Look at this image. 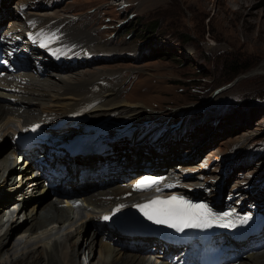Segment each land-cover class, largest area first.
<instances>
[{"label": "bare ground", "instance_id": "obj_1", "mask_svg": "<svg viewBox=\"0 0 264 264\" xmlns=\"http://www.w3.org/2000/svg\"><path fill=\"white\" fill-rule=\"evenodd\" d=\"M10 1L1 0L0 28L5 24L9 25L10 29L19 27L16 23L19 19L15 20ZM18 1L19 5L26 6L25 9L20 7L18 12L20 19L26 24V29L13 35H7L5 31L2 41L7 50L25 64L26 71L23 76L28 81H19L20 78L16 76L5 84L0 79V139H3L0 140V143H3L0 144V209L7 206L0 214V264H83L81 253L84 250L89 251V264H158L160 258L152 261L148 255L165 257V251L160 252L159 244H154L156 252L142 254L136 251L137 244H131L133 240L138 242L137 238L113 231L105 222V216L101 215L115 205L118 196L128 190L135 189L133 196L129 198L130 202L148 192L136 189L140 180L155 175L144 170L147 165L142 161H149L150 168L162 165L168 168L166 174L160 175L162 180L157 187L161 190H184L192 197L217 202L220 199L222 184L215 185L218 195H212L214 192L210 193V185L203 186L200 177L190 188L178 187L183 182L181 173L174 167L170 168L161 163L164 156L168 157L173 152V135L167 137V133L163 134L161 151L157 147L153 148L151 138L142 135L141 118L144 116L139 113L126 116L121 114L125 111L118 110L121 104V101L117 102L118 93L96 80L103 74L87 75L89 77L77 74L78 76L70 79L63 75L55 86L38 84L33 78L35 73L47 76L54 71L67 73L76 69L80 56L96 52V49L91 47L95 38L85 28H66L64 19H49L47 16L44 18L38 13L28 17L25 15L27 9L32 13L39 12L34 8L36 6H33L32 10L26 1ZM188 1L203 3L202 0ZM256 1L218 0V3H215L213 0H206L205 4L214 8L219 4L222 7H219L217 12L223 9L228 18L235 21L242 17L245 8L251 7L252 11L243 17L244 24L248 28L262 31L264 9L259 20L251 22L248 18L259 14L253 10L260 7L264 0L258 3ZM6 15L13 18L5 19ZM29 31L32 32L31 36H28ZM42 38H47V47L41 48L37 45L38 40ZM23 42L29 44L26 49L20 48ZM67 59H70L72 64L67 63ZM257 71H264V65ZM10 85L15 87L13 92L4 89ZM76 124L81 131H72L71 137L92 142L94 151L71 162L67 172L53 175L51 179L35 177L32 172L34 166H41L40 161L24 165L16 159L18 147L12 139L17 138L23 130L37 129L49 141L55 137L66 138L64 130ZM43 147L38 148L40 153ZM103 148L109 149L106 150L108 153L93 155ZM82 167L89 169V177L86 179L81 176ZM125 177L126 181L123 180ZM165 184L168 189H165ZM92 187L91 193L88 194ZM67 188L74 191L70 198V194L62 192V189ZM52 190H55V193H52ZM38 194H43L46 199L50 196L51 198L43 203L37 199ZM75 200H81L83 205L75 207ZM63 203L65 206L62 207ZM12 206L13 210L10 211ZM226 206L235 209V222L242 226L249 225L254 220L252 216L264 215V211L256 206L247 212H242L237 203L226 201ZM244 217L248 218L246 222H238L243 221ZM90 227H93V230ZM18 231H21V234L14 240V234ZM223 244L237 246L235 239L230 236H225ZM254 244H264V230L251 237L249 246ZM160 264L174 263L170 259L162 258ZM239 264H264V248L248 252Z\"/></svg>", "mask_w": 264, "mask_h": 264}, {"label": "rangeland", "instance_id": "obj_2", "mask_svg": "<svg viewBox=\"0 0 264 264\" xmlns=\"http://www.w3.org/2000/svg\"><path fill=\"white\" fill-rule=\"evenodd\" d=\"M24 1L39 11H29L31 14L64 19L66 28L85 27L69 25L67 17L59 14L83 12L76 22L86 23L98 38L97 46L92 43L91 47L107 56L87 61L66 77L110 75L113 85H107L102 75L96 80L118 93V110L125 111L122 115L144 116L145 132L159 122H163L160 128L175 127L178 131L173 137V152L161 163L174 167L189 184L203 179V172L194 173L204 168L206 177L223 178L222 193L226 197L234 194L258 203L261 194L260 199H264V71H257L264 65V26L262 31L246 27L243 17L251 7L235 21L223 9L217 12L222 6L211 7L206 0ZM18 2L11 0L10 8L13 6L15 20H22ZM53 2L57 5L45 6ZM259 6L253 10L259 14L248 16L251 22L262 18L264 1ZM31 14L25 13L28 17ZM226 57H238L242 71L228 76L222 63ZM185 115L188 124L183 127L181 118ZM232 152L239 157L230 159ZM201 183L210 188L219 182L207 179ZM43 196L37 195L43 203L51 198ZM20 234L16 232L14 240ZM89 257L88 250L82 251L83 264H89Z\"/></svg>", "mask_w": 264, "mask_h": 264}, {"label": "snow or ice", "instance_id": "obj_3", "mask_svg": "<svg viewBox=\"0 0 264 264\" xmlns=\"http://www.w3.org/2000/svg\"><path fill=\"white\" fill-rule=\"evenodd\" d=\"M41 46L47 47L46 44ZM159 183L158 179H142L136 185V189L146 191ZM137 207L147 220L154 224L166 225L178 232L191 228H208L213 223L224 228L235 227L230 220L225 222V216H214L206 205L193 204L177 196H171L168 199H152ZM104 219L107 220L109 217L105 216ZM247 219L244 217L243 221L238 222H246Z\"/></svg>", "mask_w": 264, "mask_h": 264}, {"label": "trees", "instance_id": "obj_4", "mask_svg": "<svg viewBox=\"0 0 264 264\" xmlns=\"http://www.w3.org/2000/svg\"><path fill=\"white\" fill-rule=\"evenodd\" d=\"M132 32V31H131ZM223 67L225 72L228 76H234L242 71L243 68L240 66V60L239 58L235 59H229V57H226L223 61ZM246 101V100H245ZM213 105H209V107H212ZM207 110V109H206ZM219 111V110H218Z\"/></svg>", "mask_w": 264, "mask_h": 264}]
</instances>
